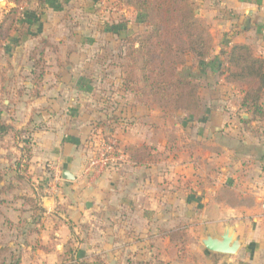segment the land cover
<instances>
[{"label":"crops","instance_id":"1","mask_svg":"<svg viewBox=\"0 0 264 264\" xmlns=\"http://www.w3.org/2000/svg\"><path fill=\"white\" fill-rule=\"evenodd\" d=\"M219 6V26L229 34L217 48L225 51L232 43H246L264 57V0H221ZM242 19L244 24L239 22ZM112 27L120 30L122 26ZM104 30L116 32L109 26ZM43 40L48 46L49 37L44 35ZM92 57L78 48L72 47L69 53L63 49L58 56L63 64L54 70L55 83L40 87L39 95L30 97L31 158L39 170L48 162L52 177L43 186L50 192L40 196L44 209L40 228L28 238L30 242L34 235L37 241L22 245L16 264H160V259L162 264H264V120L242 122L248 114L240 110L239 101L232 118L210 111L203 133L186 138L188 143L198 140L196 148L168 150L164 183L153 162L129 163L125 148L145 145L150 155L162 152L167 147L163 130H147L143 121L151 115H143L142 105L135 103L127 125L125 105L116 104V109H110L114 115L105 121L112 124L108 133L123 147L127 164L120 171L92 168L85 173L87 139L94 140L103 125L95 121L94 109L100 104L96 79L92 84L86 79L92 70L74 72V68ZM194 155L201 157L198 169L189 160ZM63 170L74 179L64 180ZM163 187L164 195L159 192ZM96 220L102 222L101 233L91 230ZM175 220L188 237L200 236L199 245L190 251L201 250L202 260L178 259V243L160 233V227H173ZM226 227L241 242L235 254L203 247L201 238L219 236ZM160 243L161 251L170 249L174 254L171 258H160ZM67 253L70 260L65 262L62 258Z\"/></svg>","mask_w":264,"mask_h":264},{"label":"rangeland","instance_id":"2","mask_svg":"<svg viewBox=\"0 0 264 264\" xmlns=\"http://www.w3.org/2000/svg\"><path fill=\"white\" fill-rule=\"evenodd\" d=\"M191 1L194 6L193 14L205 21L213 38L212 52L202 64L186 54L185 62L175 66L176 74L188 76L197 84L201 112L195 117L182 109L159 107L150 99L136 94V84L127 81L132 70L128 55L129 40L149 30L132 7L122 6L118 0H23L17 5L9 0H0V122L11 126L7 135L0 136V247L11 250L3 256L5 264H14L18 260L22 245H33L37 241L32 235L29 242L27 232L36 233L40 228L43 217L40 196L50 192L45 191L47 188L43 186L50 182L52 173L48 162H43L40 170L37 165L34 166L31 158L33 137L30 135L31 126L28 125L27 116L32 102L30 97H37L40 87L52 86L58 78L54 76V70L56 65L60 68L63 64L58 59L63 49L68 52L72 47L78 48L81 53L93 56L92 61L75 67L74 72L85 70L89 73L92 70L86 79L91 84L96 79L97 101L100 104L94 109L97 111L95 121L103 127L94 140L90 139L89 142L87 139L86 145L95 148L91 144L106 141L107 138L115 142L112 160L107 162L105 169L120 171L127 164L122 157L123 147L108 133L107 127L112 124L105 121L108 116L112 118L114 115L110 109H116V104L125 105L127 125L132 122L130 112L135 103L142 105L143 115L147 112L151 115L143 121L144 126H148L147 130L151 127L163 130L167 147L162 152L147 156L146 162H153L157 166L159 180L164 183L169 165L168 150L170 153L184 149L191 152V149L196 148L198 140L192 139L188 143L186 138L203 133L201 129L210 111L230 118L236 113L243 88L237 84L231 87L223 83L224 77L220 75L225 66V56L219 54L222 50L217 46L229 34L220 28V20L217 19L221 0ZM239 22L244 24V19ZM118 24L123 28L116 32L104 30L106 26L111 28ZM44 35L51 42L48 41V46L43 42ZM167 39L171 41V35ZM75 43L78 45L74 47ZM40 51H43L42 56L38 55ZM38 58L43 62L34 68V62ZM66 64L70 62L66 61ZM41 70L47 71V74L39 82V86H36L38 83L35 73ZM209 132L214 133L211 129ZM189 160L193 169L202 165L198 155L191 156ZM159 192L164 195L165 188ZM163 208L164 205H160V209ZM164 222L160 220V224L164 225ZM93 224V233L95 230L102 231L101 221L96 220ZM171 224L175 227L182 226L177 220ZM199 238L197 234L188 237L185 247L178 244V259L190 262L202 260V253H199L201 250L193 253L190 251L191 246L193 248L199 245ZM176 246L177 244L174 247ZM162 247L160 243V258H171L174 255L170 249L161 251ZM66 256L62 260L68 262L70 254L67 253ZM159 261L162 264L161 259Z\"/></svg>","mask_w":264,"mask_h":264},{"label":"trees","instance_id":"3","mask_svg":"<svg viewBox=\"0 0 264 264\" xmlns=\"http://www.w3.org/2000/svg\"><path fill=\"white\" fill-rule=\"evenodd\" d=\"M9 1L17 5L23 0ZM118 3L132 7L149 28L148 31L129 40L128 55L132 70L127 81L136 84V94L150 99L161 108L182 109L191 116H198L201 108L197 84L188 76L175 72V66L185 62L186 54L191 55L195 62L202 64L212 52L213 38L205 21L193 14V2L118 0ZM110 30L117 31L113 27ZM168 35H171V41L167 39ZM42 52L40 51L38 55L42 56ZM219 54L225 56V66L220 75L226 82L243 88L239 108L248 114V119H242V122L264 120V57L257 56L246 43H232L227 50ZM42 62L43 60L38 58L33 67H38ZM36 74L35 80L38 83L36 86H39L46 71L41 70ZM10 129L9 124L0 122V136L7 135ZM126 151L128 162L134 165L145 164L147 156H150L145 145L140 147L130 145ZM40 210L44 212L42 207ZM159 231L181 247L187 245L188 236L185 229L173 226L160 227ZM32 232H27V235ZM10 252L11 250L0 247V264H5V254ZM17 262L18 260L14 264Z\"/></svg>","mask_w":264,"mask_h":264},{"label":"water","instance_id":"4","mask_svg":"<svg viewBox=\"0 0 264 264\" xmlns=\"http://www.w3.org/2000/svg\"><path fill=\"white\" fill-rule=\"evenodd\" d=\"M62 178L64 180H73L74 176L67 170L62 171ZM88 205V204H87ZM205 249L211 252L233 255L240 247V240L234 237V234L226 227L223 233L219 236L206 235L200 240Z\"/></svg>","mask_w":264,"mask_h":264},{"label":"built area","instance_id":"5","mask_svg":"<svg viewBox=\"0 0 264 264\" xmlns=\"http://www.w3.org/2000/svg\"><path fill=\"white\" fill-rule=\"evenodd\" d=\"M91 146H95V148H89V153L84 165L85 173L92 168L105 169L104 166L107 162L112 160L111 154L114 152L115 142L113 143L111 139L107 138L106 141L102 140L100 143L95 141Z\"/></svg>","mask_w":264,"mask_h":264}]
</instances>
